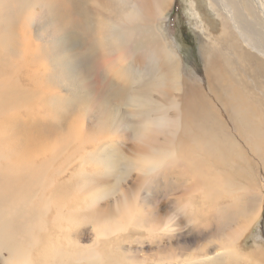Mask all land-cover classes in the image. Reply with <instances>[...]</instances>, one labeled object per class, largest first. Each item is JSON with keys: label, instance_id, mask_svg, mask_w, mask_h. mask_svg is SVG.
Segmentation results:
<instances>
[{"label": "bare ground", "instance_id": "obj_1", "mask_svg": "<svg viewBox=\"0 0 264 264\" xmlns=\"http://www.w3.org/2000/svg\"><path fill=\"white\" fill-rule=\"evenodd\" d=\"M173 1L0 0L3 264H115L103 245L130 226L179 234L259 189L264 0H204L218 17L197 76L164 29ZM160 178L187 205L136 215L131 186Z\"/></svg>", "mask_w": 264, "mask_h": 264}, {"label": "rangeland", "instance_id": "obj_2", "mask_svg": "<svg viewBox=\"0 0 264 264\" xmlns=\"http://www.w3.org/2000/svg\"><path fill=\"white\" fill-rule=\"evenodd\" d=\"M217 17V12L209 9L204 0H174L171 9L166 13L164 29L181 55L183 68L189 76H197L202 72L203 65L200 56L204 41L203 28L206 27L210 33L217 24ZM93 145L94 149L98 146L97 143ZM263 166L262 161L260 185L255 193H248L245 198L236 200L233 205L227 202L225 208L219 205L213 215L206 212L195 223L194 220L189 221L186 228L183 226L179 234L158 238L157 236L153 237L149 231L132 225L125 232L117 234L115 241L106 242L103 245L105 257L112 256L115 264H168L171 262L214 264V259L218 257L217 260L221 264H227L222 255H226L225 251L230 248L235 252L233 257L248 255L246 250H254L255 258L264 264ZM155 181L144 187H142V183L136 182L134 186H131L130 194L136 192L142 194L136 215L147 213L155 215L151 216L152 221L159 218L165 220L176 207L187 205L190 194L186 195L185 199L182 192H175L182 198L174 204L175 202L171 201L174 192L173 184L166 182L163 178ZM248 182V185H251L250 179ZM198 195L203 198L202 193ZM213 202L217 204V200H213ZM209 215L211 216L209 221H213L210 226L206 225V222H201L205 221ZM253 217L257 219L252 227H248L242 234L235 230L239 227L241 219L246 221ZM230 233H234L238 239L230 241L228 238ZM3 258L4 256L0 254V264H3Z\"/></svg>", "mask_w": 264, "mask_h": 264}]
</instances>
